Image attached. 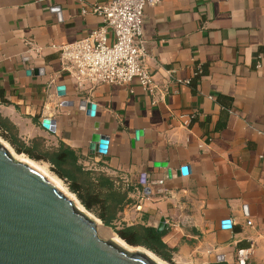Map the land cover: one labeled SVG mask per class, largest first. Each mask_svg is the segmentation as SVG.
<instances>
[{"label":"crops","instance_id":"1","mask_svg":"<svg viewBox=\"0 0 264 264\" xmlns=\"http://www.w3.org/2000/svg\"><path fill=\"white\" fill-rule=\"evenodd\" d=\"M107 1L0 0V117L129 189L118 224L163 225L172 264H236L250 242L246 264H264V0L145 7L153 95L136 80L79 91L61 70L59 48L101 25L81 10Z\"/></svg>","mask_w":264,"mask_h":264},{"label":"water","instance_id":"2","mask_svg":"<svg viewBox=\"0 0 264 264\" xmlns=\"http://www.w3.org/2000/svg\"><path fill=\"white\" fill-rule=\"evenodd\" d=\"M106 145V137L92 136L93 151L104 154ZM143 250L99 238L93 219L0 143V264H159Z\"/></svg>","mask_w":264,"mask_h":264},{"label":"built area","instance_id":"3","mask_svg":"<svg viewBox=\"0 0 264 264\" xmlns=\"http://www.w3.org/2000/svg\"><path fill=\"white\" fill-rule=\"evenodd\" d=\"M160 0H109L94 4L88 12L101 18V25L84 37L59 48L61 70L79 91H91L99 85L129 86L136 80L149 95L154 94L152 75L144 64L142 47L143 10ZM196 72L195 75H198ZM186 82V84H188ZM197 114L181 115V125L188 127ZM146 183V177L140 184ZM248 226L251 225L247 221ZM254 247L237 252L236 264H246Z\"/></svg>","mask_w":264,"mask_h":264},{"label":"trees","instance_id":"4","mask_svg":"<svg viewBox=\"0 0 264 264\" xmlns=\"http://www.w3.org/2000/svg\"><path fill=\"white\" fill-rule=\"evenodd\" d=\"M0 133L16 154L48 165L50 172L67 185L69 192L80 205L100 220L103 226L111 228L127 245L143 248L161 261L172 264L173 250L163 242L166 230L158 232L153 227L140 224H118L119 214L129 202V189L123 188L118 180L83 167L78 155L66 145L48 147L40 138L24 143L18 137L16 128L1 117Z\"/></svg>","mask_w":264,"mask_h":264},{"label":"bare ground","instance_id":"5","mask_svg":"<svg viewBox=\"0 0 264 264\" xmlns=\"http://www.w3.org/2000/svg\"><path fill=\"white\" fill-rule=\"evenodd\" d=\"M11 155L13 156V158H15L16 160H21V161H25L26 163L30 164L34 169H36L38 172H40L43 176H45L51 183H53L58 189L61 190L62 193H64L65 196H68V198H70L74 204L79 207V205L77 204V202L72 198L71 195H66L67 193L64 192V189L62 188L61 186V183L60 181L55 178V177H52L50 176L46 169H45V166L44 165H40V164H37L36 162L24 157L23 155H16L14 153L11 152ZM80 208V207H79ZM78 208V209H79ZM94 221L96 222L97 224V227L99 225V221L94 219ZM112 241H114L116 244H118L120 247L124 248L125 250L127 251H135V250H142L144 251L143 249H141L140 247H131V246H128L125 244L124 241H122L120 238H118L116 235H113L112 236ZM146 253H148L152 259H154L157 263L159 264H165L163 261H161L160 259H158L157 257L151 255L149 252L146 251Z\"/></svg>","mask_w":264,"mask_h":264},{"label":"rangeland","instance_id":"6","mask_svg":"<svg viewBox=\"0 0 264 264\" xmlns=\"http://www.w3.org/2000/svg\"><path fill=\"white\" fill-rule=\"evenodd\" d=\"M0 143H2V144H4L8 149H9V152L11 153H14V154H16L15 152H14V150L12 149V147L3 139V137L1 136V133H0ZM16 155H18V154H16ZM20 155H22V154H20ZM24 156V155H23ZM24 157H26V156H24ZM27 158V157H26ZM37 163V162H36ZM37 164H40V165H44L45 166V169H46V171H47V173L50 175V176H52V177H55V178H57L56 176H54L51 172H50V170H49V168H48V165H46V164H43V163H37ZM58 179V178H57ZM59 180V179H58ZM60 181V183H61V186H62V188L64 189V192L65 193H67L66 195H71L72 196V198L77 202V200L75 199L76 197L73 195V194H71L70 192H69V190H68V188H67V185L63 182V181H61V180H59ZM64 194V193H63ZM68 197V196H67ZM79 202V201H78ZM77 202V204L79 205V207H77L75 204V207L76 208H79V210L80 211H82L85 215H87L89 218H91V219H96L97 220V218L92 214V213H90V212H88V211H85L84 209H83V207L80 205V203H78ZM74 203V202H73ZM97 234H98V236H99V238H101L102 240H111L112 239V236L113 235H116L115 233H114V231L111 229V228H109V227H105V226H103L102 225V223L99 221V225H98V227H97ZM117 236V235H116ZM165 263V262H164ZM165 264H168V263H165Z\"/></svg>","mask_w":264,"mask_h":264}]
</instances>
